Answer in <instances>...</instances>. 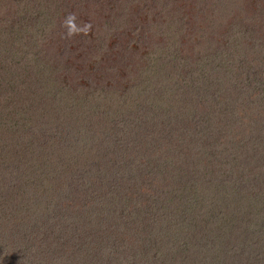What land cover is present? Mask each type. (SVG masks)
I'll return each instance as SVG.
<instances>
[{
  "label": "trees",
  "instance_id": "trees-1",
  "mask_svg": "<svg viewBox=\"0 0 264 264\" xmlns=\"http://www.w3.org/2000/svg\"><path fill=\"white\" fill-rule=\"evenodd\" d=\"M3 1L9 3L11 14H6L11 24L0 22V264H117L116 257H121L118 264L129 263L123 249L124 236L129 235L140 246L135 248L134 264L220 263L225 248L219 247L217 234L231 231L238 211L227 215L214 201L226 204L222 200L230 202L231 197L236 202L240 183L235 178L245 174L231 175L232 170L239 164L243 172L250 169L237 154L215 160L188 156L202 140L195 136L200 132L210 136L217 130L213 124L221 120L237 124L245 118L250 136L257 133L238 155H251L264 137V0H151V14L134 28L136 38L114 44L118 50L114 55L122 46L137 55L126 62L128 81L110 65L108 73L118 80L95 86L91 97L72 95L65 87L59 94L48 93L49 104L55 103L51 114L55 119L49 116L52 123L45 124L36 123L42 112L31 108L32 102L21 106L19 97L27 86L13 81L10 69L2 76L4 66L18 64L36 84L62 56H54L51 43L50 51L27 58L42 40L31 28L48 32L52 20L42 22V13L54 7L61 11L70 1L79 8L87 0ZM110 1L120 15L100 32L104 35L97 39L100 50L110 33L119 32V22L134 17L129 7L141 14L143 2ZM211 5L213 13L207 15ZM243 5L240 14L246 19H231L239 15L233 6ZM3 6L0 0V12ZM101 53L96 51L95 58ZM237 75L244 81L262 78L258 95L240 106L232 100ZM45 90L51 91L44 86L42 93ZM194 97L200 102L189 100ZM175 105L180 107L174 111ZM133 113H138L139 127L149 136L134 127ZM99 124L102 139L97 141ZM182 128L191 135L181 131L178 137ZM9 131L18 138H10ZM137 137L138 147L133 146ZM133 149L137 151L130 155ZM138 153L140 157H135ZM257 205L261 206L256 202L248 207L262 220L264 207ZM148 207L153 211L149 215ZM258 220H248L241 229L246 244L255 243L251 227ZM145 223L157 224L152 238ZM147 246L149 256L144 253Z\"/></svg>",
  "mask_w": 264,
  "mask_h": 264
},
{
  "label": "rangeland",
  "instance_id": "rangeland-1",
  "mask_svg": "<svg viewBox=\"0 0 264 264\" xmlns=\"http://www.w3.org/2000/svg\"><path fill=\"white\" fill-rule=\"evenodd\" d=\"M22 1V0H21ZM187 1V0H183ZM243 3H246L247 0H239ZM237 1V2H239ZM2 4L4 5L1 8L0 12V22L6 21V23L11 24V19L9 18L10 15H7L6 13L11 12L7 9V6H9V3L2 0ZM65 7L61 11L56 9L52 10V12H44L42 13L43 20L48 22V19H51L52 22V28L49 29L47 32L46 30L39 31L38 28H31L32 35L38 37L40 36L42 38V42L39 38L38 46L32 49L31 54L27 56V58H32L33 55L40 56L39 52L42 50L44 53L46 50L52 49V52L56 55H59L61 53V60L57 61L56 64H53L52 66L48 67L50 71H47L43 74H41L40 78H37L36 84H34L31 76L27 75L23 72L22 69L18 67V64L12 63V66L8 65L4 66V72L2 76H5L8 74V70L10 69L15 74V77L13 78V81L16 80H22L24 81V85L27 86L24 90L21 91V94L19 97V101L21 102V106H27L29 105V102H32L34 106H37L38 110L42 112L40 118H38L37 113H34V115L38 118L36 120V123H52L51 119H55L54 116H52V110L55 105V103H50L49 100L51 99L52 95H48V93H54L59 94L60 88L65 87L66 91H70V94L76 95V94H87L90 97L94 94L92 93L94 91L95 86H99V88L106 86L107 79H112L113 82L117 81L118 78L114 79V76L110 75L108 72V66L116 67L117 70L121 71L120 75L124 73V82L125 80L128 81L129 78L125 73H127V66L126 62L128 58L130 57H137L135 53L129 51L128 49H123V46L121 48V52H118L117 55H114L117 50V47L114 46L118 41H121L123 45H125V42H131L132 39L136 38V33H134V28L136 25H138L144 17L146 18L149 16L152 12V6L153 2L151 0H143L141 3V14L140 12H137V9L133 7H129L131 9V14H134V17L130 18L126 21H121L118 23V20L116 22L118 23V28L120 29L119 32H112L110 33V36L106 38V46H102V50L96 49V46H98L100 43L97 41V39L102 40L103 34H100V32L103 29H107L111 19H117L119 18V15L117 14V8L116 4L111 2L110 0H87L85 2L82 1L80 7L78 8L76 5H74V1L70 2H64L63 4ZM195 6V4H194ZM13 7V3H12ZM191 7V4H190ZM245 5L241 6L240 9L233 6L234 12L239 13L236 17H232L231 19H237V20H245L246 16L245 13L240 12L243 10ZM150 8V9H149ZM145 9H149V12H146ZM213 5L210 7L208 6V12L207 15H210L213 13ZM3 15V17L1 16ZM69 15H74L75 20L73 23L76 25L77 31L74 32L71 36L68 35V28L65 26V21L68 18ZM22 16L25 17V14H22ZM128 17V16H126ZM41 22V21H40ZM247 22V20H246ZM27 25V24H26ZM226 25L222 24V27L220 29H224ZM3 27V26H2ZM26 27V26H25ZM132 29V30H131ZM122 31V34H120ZM39 32V33H38ZM43 32V33H42ZM87 34L90 36L96 35L93 39H85L83 34ZM80 34V35H79ZM100 34V36H98ZM79 35V36H78ZM78 36V37H77ZM116 37L118 39H116ZM54 44V46L50 47V44ZM63 49H67V53L63 54ZM58 50V51H57ZM50 51V50H49ZM96 51L102 52L101 56L98 55L95 58ZM117 57V58H116ZM65 58V59H64ZM242 61H245L244 56L242 58ZM20 63L25 64L23 61ZM0 62V66H1ZM118 65V66H116ZM120 66V67H119ZM126 67V68H125ZM66 68H69L67 71ZM8 69V70H6ZM8 76H12V73ZM115 72V71H113ZM235 72V71H234ZM236 74H239L235 72ZM123 75V76H124ZM111 76V78H110ZM237 78V89L236 93L238 95L236 96V93L234 96H232V100H234L235 106L242 105V101L245 103L250 100V98L256 97L258 95V88L262 84V78L259 77L257 79L249 78V80L244 81L243 78H240L239 75L236 76ZM104 79V80H103ZM46 88H49L51 91H46L45 93H42L44 90V86ZM232 92V91H229ZM40 94L39 96L36 95ZM69 94V93H68ZM263 92H261V95ZM39 97V98H38ZM33 98L35 100H33ZM188 98V97H187ZM22 99V100H20ZM58 98H56L57 100ZM165 100V99H164ZM190 101L193 102H200V99L198 97H194L193 99L189 98ZM231 99L229 101H232ZM62 106L60 102H58L57 107L59 108ZM175 109H178L180 106L175 105ZM32 110V109H31ZM51 110V111H50ZM66 109H64L63 112H65ZM32 112V111H31ZM235 112H238L235 110ZM240 114V113H239ZM50 116L51 119L48 117ZM100 119L103 121V117L100 116ZM100 120V121H101ZM132 122L134 127H136L137 131L141 134L148 135L147 133L143 132L139 125L140 121L138 120V113L132 114ZM237 121L232 120H221L213 125L217 127V130H214L213 133L208 136L204 134L203 132H200L199 135L195 136V138L202 139L197 142L194 147H196L188 156V159H196L201 160L205 155L208 156L209 159L215 160L219 156H226V155H236L239 160H242L243 164L246 165V167H249L250 170L242 171V165L239 164L238 167L233 168L231 175L236 174H245L240 175L239 177H236L235 180H238L240 183V190L238 191L237 195V201L232 202V198L230 197L229 200H222V202H226V204H220L219 201L215 200L214 202L217 203L218 209H220L225 214H230L232 212H235L236 218L233 219V227L231 231L227 234H217L219 247L223 245L222 248H225L223 251L220 252V256L222 260L218 264H264V208H261L260 211V218L262 220H258V217L254 214V212L248 207L249 204L255 205L256 202H259L261 206L264 207V137H261V141L255 143L259 144L258 147L254 148L255 151L250 154H247L244 152V156L238 155L240 148L248 144L249 138L253 139L254 135L257 134L256 132L250 136V130L248 129L247 124L245 123V118L241 119L237 124ZM65 125H70L67 122H65ZM190 123H193V127L196 126V122L194 121V118L190 116ZM191 125V124H190ZM87 126V125H86ZM86 126L83 128L79 127V129H82V131L85 130ZM74 129H77V126H74ZM97 141H100L102 138V125H97ZM62 130V129H60ZM182 132H188V130L182 128L177 136H181ZM9 131V137L16 139L18 138L17 135L14 133H10ZM189 135H191L189 133ZM254 141V139H253ZM252 141V142H253ZM12 143H15V140L12 141ZM207 144V147L203 146ZM140 139L137 137L136 140L133 142V146H140ZM200 147V148H199ZM199 148V149H197ZM38 149H42L41 147ZM88 151V150H87ZM137 150L133 149L129 151V154L135 153ZM140 153H138L135 157H140ZM248 157L252 158L251 160L248 159ZM249 160V161H248ZM191 162H194L191 160ZM141 163H143L144 167H147V162L144 160V158L141 157ZM250 165V166H249ZM231 166H228L229 169ZM11 175V174H10ZM244 176V177H242ZM12 178H14L11 175ZM243 179V180H242ZM147 189V187H146ZM250 191V192H249ZM249 192V199L247 200L245 197L246 194ZM214 196V195H211ZM235 203V210L232 209V205ZM258 206V205H257ZM258 206V207H261ZM242 207L240 210H237L238 208ZM146 213L149 215L153 213V211L148 207V210L146 209ZM219 214H221L218 211ZM218 214V215H219ZM234 214V216H235ZM258 220L256 223H252V233H255V243H248L246 244L245 240L242 239L243 234L241 232V229L244 230V224H247L248 220L253 222L254 220ZM96 222V220H94ZM142 221V220H138ZM144 227H146V230L152 232L151 238L153 236V233L158 232L157 224L154 223V225L149 226L145 223ZM122 229V228H121ZM141 236L146 237V232L143 230H140ZM125 234V233H124ZM126 234L129 235V233L126 231ZM124 239L126 243L123 245V249L125 250L126 258L129 259L130 264H134V256L135 254V248H140L139 244H137L136 240L131 236H124ZM210 240L217 246L216 241L210 237ZM150 242L145 241L144 244L147 245ZM262 244V245H261ZM218 247V246H217ZM151 248H144L145 255L149 256ZM119 253V252H118ZM151 255V254H150ZM121 257H116L115 262L118 264ZM88 260V259H87ZM147 262V261H146ZM127 261H123L122 264H129Z\"/></svg>",
  "mask_w": 264,
  "mask_h": 264
},
{
  "label": "clouds",
  "instance_id": "clouds-1",
  "mask_svg": "<svg viewBox=\"0 0 264 264\" xmlns=\"http://www.w3.org/2000/svg\"><path fill=\"white\" fill-rule=\"evenodd\" d=\"M75 20L74 15H69L65 21V26L68 28V35L71 36L74 32L77 31L76 25L73 23Z\"/></svg>",
  "mask_w": 264,
  "mask_h": 264
}]
</instances>
